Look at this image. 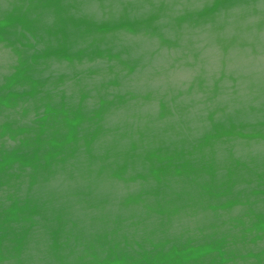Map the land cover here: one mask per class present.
Here are the masks:
<instances>
[{
  "label": "water",
  "instance_id": "obj_1",
  "mask_svg": "<svg viewBox=\"0 0 264 264\" xmlns=\"http://www.w3.org/2000/svg\"><path fill=\"white\" fill-rule=\"evenodd\" d=\"M0 264H264V0H0Z\"/></svg>",
  "mask_w": 264,
  "mask_h": 264
}]
</instances>
